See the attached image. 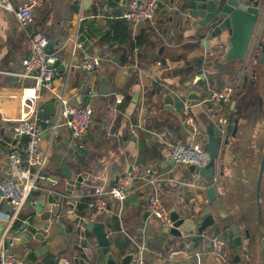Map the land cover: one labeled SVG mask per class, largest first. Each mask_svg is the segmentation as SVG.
Wrapping results in <instances>:
<instances>
[{
  "label": "crops",
  "instance_id": "crops-1",
  "mask_svg": "<svg viewBox=\"0 0 264 264\" xmlns=\"http://www.w3.org/2000/svg\"><path fill=\"white\" fill-rule=\"evenodd\" d=\"M8 1L13 11L0 8L2 116L12 120L19 117L17 95L20 87L32 84L17 76L22 70L21 61L28 55L32 31L43 34L53 43L52 54L58 60L54 89L42 91L39 117H52L61 96L80 105L86 100L88 85L96 90L93 123L85 139L71 140L65 128H61L52 141L46 132L41 134L40 148L42 151L48 149L45 172L56 184L49 180L38 184L20 214L18 225L12 230L19 236L12 251L19 254L22 264H61V259L68 260L69 264H103L105 257L95 236L86 230L88 223L104 226L111 249L116 253L133 254L138 246H144L145 264H197V253L202 254L201 264H232L235 248L231 244L233 235L229 227L208 230L207 237L195 248L190 239L171 236L169 229L149 215L145 204L147 196L152 194L163 200L169 212L180 211L188 204L198 207L195 187L186 184L200 179L189 172L188 166L172 158L171 149L176 142L187 144L194 140L200 145L207 144V128L216 127V114L208 118L200 108L189 105L197 127L193 133L182 122L180 111L165 109L164 98L169 95L177 100L194 92L203 100L223 87L241 84L247 77L243 93L250 91L252 94V111L238 118L241 122L239 140L225 158V176H217V180L227 194L224 207L247 214L249 224L253 221L254 184L264 144V104L260 110L256 97L259 94L264 100V65L253 59V53L257 42L264 40V16L256 26L245 59L226 62L228 43L218 51H213L211 43L206 51L193 39L191 27L182 22L170 0H161L151 21L140 25H130L121 19L133 0H43L33 11V24L26 30L18 26L14 14L24 0ZM85 2L89 3L87 8ZM74 41L78 47L73 51ZM75 56L79 65L72 70L70 63ZM88 57L101 60L98 76L80 67ZM253 69L257 70L255 90L250 86ZM201 73L204 78L199 75ZM103 78L107 82L106 95L99 94ZM237 88L238 91L240 85ZM233 102L234 99L227 106L226 118L232 113ZM45 111L47 116L41 114ZM14 127L13 122H0L3 140L13 138ZM39 127L43 129L42 125ZM90 134L92 141L88 140ZM79 145L85 154L76 152ZM63 166L69 176L63 175ZM134 167H151L152 175L148 179L154 181L134 193L135 198L128 204L123 203L121 211L117 203L111 202H107L104 210L88 208L97 187L111 188L119 176ZM7 168L4 143L0 141V178ZM69 196L77 201L76 207L82 200H89L83 210L76 212L85 219L83 235L86 240L82 242L78 238L77 219L65 215ZM41 199L44 206L37 213L36 205ZM57 203L59 205L54 207ZM8 216L7 205L0 202V228L5 227ZM25 234L31 236V247L51 242L54 246L31 262L29 249L21 242ZM37 235L43 237L41 242L34 239ZM218 235L227 241L225 258L208 253L211 239ZM49 256L52 257L50 261L47 260Z\"/></svg>",
  "mask_w": 264,
  "mask_h": 264
},
{
  "label": "built area",
  "instance_id": "built-area-1",
  "mask_svg": "<svg viewBox=\"0 0 264 264\" xmlns=\"http://www.w3.org/2000/svg\"><path fill=\"white\" fill-rule=\"evenodd\" d=\"M43 0H24V2L14 12L15 19L21 29H28L33 24V11L42 5ZM161 5V0H133L127 10L122 14L121 19L130 25L148 24L154 16V13ZM0 8L13 11V6L8 0H0ZM83 18L80 16L79 21ZM29 52L21 61L22 70L17 76L22 80H30V86L22 85L20 87L17 99L20 104V115L17 119L12 120L7 116H2L0 112V122H13V138L9 141H0L4 143L6 158L8 159V168L3 171V177L0 178V202L7 205L9 216L0 237V264H22L19 255L12 251V246L19 240L13 229L20 221V214L29 201L32 192L35 191L39 183L45 181L56 182L45 172V165L48 158V149L42 151L40 148L41 134L46 132L51 141L61 128H65L71 140L81 141L89 134L94 118V99L96 90L91 85L85 88V102L76 105L59 97V105L55 114L50 118H41L38 116V106L42 100V91L51 92L54 89L56 79L57 57L54 54H47L45 48L48 39L41 33L32 31L29 36ZM78 47L76 41L73 42V51ZM81 68L89 74L98 76L101 69V60L97 57H88L81 62ZM239 82L229 85L210 93L203 100H199L195 105L200 108L205 116L211 118L217 115L216 127H224L227 124V106L231 102L239 87ZM189 105L185 104L181 109L182 122L190 127L193 133H196V122L189 112ZM191 106V105H190ZM42 125L43 129L38 127ZM223 134V129L219 130ZM21 138L24 140L21 141ZM50 141V143H51ZM49 143V145H50ZM49 148V146H48ZM172 158L186 166H194L202 169L210 161L209 153L202 149L201 145L194 140L189 143L176 142L171 149ZM152 175L151 167L137 169L124 173L119 176L115 184L109 188L97 187L92 199L88 204L91 210H104L107 202L117 203L121 211L122 205L128 196L141 190L154 180H149ZM195 180L186 186H201L204 190L212 186L216 178L211 180ZM65 215L73 216L77 219L79 241H85L83 216H77V201L69 196ZM59 204H54L56 207ZM146 211L160 225L168 230L172 223L170 212L168 211L163 200L149 194L145 204ZM93 221V220H91ZM227 241L222 235L215 236L211 239L209 252L214 257L225 258ZM144 246H138L133 253L131 264H145ZM202 254H195L196 263L201 264ZM61 264H69L66 259L60 260Z\"/></svg>",
  "mask_w": 264,
  "mask_h": 264
},
{
  "label": "water",
  "instance_id": "water-1",
  "mask_svg": "<svg viewBox=\"0 0 264 264\" xmlns=\"http://www.w3.org/2000/svg\"><path fill=\"white\" fill-rule=\"evenodd\" d=\"M83 1V0H79ZM174 6L175 12L180 15L182 22L191 27L193 31V39L209 50V44L212 43L213 51H218L223 47L225 42L228 43L224 60L226 62L242 61L249 54L251 42L254 37L256 26L264 16V1L263 0H170ZM89 5L85 2V7ZM45 52L53 53V43L48 42ZM262 54V55H260ZM118 56L113 61H116ZM140 57V54H138ZM253 59L258 60L264 65V40H259L255 46ZM199 64V62H197ZM79 65L78 57L75 56L70 63L71 69ZM256 72L252 71V80L250 86L256 88ZM201 77L204 76L199 74ZM240 88L236 92L234 102L231 104L232 113L227 116V124L222 127L207 128V144L205 150L209 153L210 161L205 168L197 169L194 166H188L191 174L198 175L202 180H211L216 178L215 183L206 187L204 190L201 186H195L196 201L198 207L193 204H188L181 208L180 211L170 212L171 227L169 234L176 239H190L194 247H198L202 238L207 237L208 230H228L231 231L233 237L231 240L232 246L235 248V255L232 259V264H264V144L262 154L258 165L256 180L254 184V199L251 224L248 223V215L235 211L233 207L228 209L224 207V202L227 197L225 189L221 187L217 176H225V158L232 151L233 145L240 137V125L238 120L241 116L245 117L252 111L250 91L247 94L243 93L246 89L247 77L241 80ZM106 80L101 79V87L99 94L106 95ZM258 100V108L262 110L264 100L259 94L256 95ZM200 100V96L191 92L185 98L172 100L171 96L164 98L165 109L168 111H181L185 104L195 105ZM236 105L238 106L236 109ZM248 109L244 114L243 111ZM48 115V112L41 114ZM41 130V127H38ZM223 129L221 135L219 130ZM88 140L92 141L93 136L90 134ZM76 152L85 154L84 148L80 145L76 148ZM218 161V168H217ZM66 166L62 167V173L65 176ZM206 196V199L204 198ZM204 196V197H203ZM135 198V194H131L125 199L124 203L128 204ZM44 206L43 199L39 200L36 205V211L39 213ZM224 211H223V210ZM148 215V213H147ZM74 218L73 216H69ZM4 228H0V237ZM86 230L92 233L98 246L102 249L104 255L103 264H131L133 254L128 253L121 255L111 249V240L101 224L88 223ZM35 240L41 242L43 237L37 235ZM31 236L25 234L21 238L24 243V248L29 249L28 259L31 262L41 258L52 250L54 243L45 245H35L31 247L29 241ZM182 245V244H180ZM211 245V244H210ZM116 248L119 250L118 245Z\"/></svg>",
  "mask_w": 264,
  "mask_h": 264
},
{
  "label": "trees",
  "instance_id": "trees-1",
  "mask_svg": "<svg viewBox=\"0 0 264 264\" xmlns=\"http://www.w3.org/2000/svg\"><path fill=\"white\" fill-rule=\"evenodd\" d=\"M89 200H82V202H81V204L79 205V206H77L76 208L80 211V210H83L85 207H86V204H87V202H88ZM80 252V251H79ZM47 260H52V257L51 256H49L48 258H47Z\"/></svg>",
  "mask_w": 264,
  "mask_h": 264
},
{
  "label": "rangeland",
  "instance_id": "rangeland-1",
  "mask_svg": "<svg viewBox=\"0 0 264 264\" xmlns=\"http://www.w3.org/2000/svg\"><path fill=\"white\" fill-rule=\"evenodd\" d=\"M236 76H237V74H236ZM235 76V77H236ZM201 147H202V149H204L205 150V148H206V144H201ZM19 255V254H18Z\"/></svg>",
  "mask_w": 264,
  "mask_h": 264
}]
</instances>
